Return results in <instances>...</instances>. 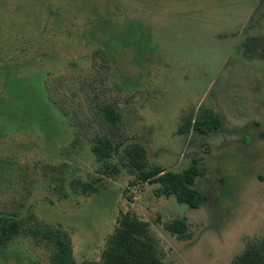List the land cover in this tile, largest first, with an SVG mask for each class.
I'll return each instance as SVG.
<instances>
[{
  "label": "rangeland",
  "instance_id": "374dc122",
  "mask_svg": "<svg viewBox=\"0 0 264 264\" xmlns=\"http://www.w3.org/2000/svg\"><path fill=\"white\" fill-rule=\"evenodd\" d=\"M201 105L221 126L180 133ZM108 106L111 135L144 145L149 165L198 160L200 207L125 168L101 173ZM46 163L105 187L52 193ZM128 211L151 224L165 264H231L264 237V0H0V215L62 225L76 263L95 264ZM177 218L188 238L166 228ZM52 252L23 233L0 245V264H53Z\"/></svg>",
  "mask_w": 264,
  "mask_h": 264
},
{
  "label": "trees",
  "instance_id": "16d2710c",
  "mask_svg": "<svg viewBox=\"0 0 264 264\" xmlns=\"http://www.w3.org/2000/svg\"><path fill=\"white\" fill-rule=\"evenodd\" d=\"M103 111L104 126L106 128L107 124L108 132L96 136L93 144L97 159L103 163L100 170L103 175L114 177L125 168L137 180L158 184L154 189L157 197L175 196L180 203H186L193 208L200 207L207 196L195 185L201 175L197 159H193L187 168L179 172L168 170L162 165H149L144 145L138 142L126 144L111 135L114 129L110 127L118 123L120 114L111 106L103 108ZM221 124L222 117L215 109L201 105L195 117H186L178 130L180 133L195 130L207 135L217 130ZM44 166L50 177L47 188L62 197H68L69 190L90 196L100 193L105 187L103 178L85 180L74 177L67 182L71 170L68 163H46ZM165 226L180 238H188L190 235L186 218L174 219ZM23 233L52 248L53 264H77L72 236L62 225L40 223L34 213L24 217L19 214L0 215V245ZM160 251L161 244L151 224L137 213L128 211L119 216L118 225L106 240L102 260L95 264H165ZM231 264H264V237L248 242L244 251Z\"/></svg>",
  "mask_w": 264,
  "mask_h": 264
}]
</instances>
